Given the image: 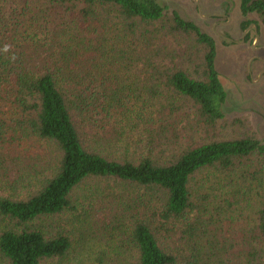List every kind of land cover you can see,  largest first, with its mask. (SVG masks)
Listing matches in <instances>:
<instances>
[{
	"label": "trees",
	"instance_id": "1",
	"mask_svg": "<svg viewBox=\"0 0 264 264\" xmlns=\"http://www.w3.org/2000/svg\"><path fill=\"white\" fill-rule=\"evenodd\" d=\"M240 2L243 17L256 14L264 27V0ZM19 13L20 18L31 14L38 21L49 19L51 35L42 55L34 49L25 56L15 41L12 46L9 40L1 43L0 115L3 111L16 116L17 128L54 149L56 156L51 175L28 198H0V216L7 223L0 234V259L5 264H42L66 256L70 239L63 234L48 236L35 222L73 210V197L81 185L107 179L144 189L149 199L140 205L155 200L150 218L139 206L126 210L135 217L129 238L136 264H180L179 255L161 245L158 236L173 219H185L190 213L194 176L208 169L231 174L253 158L264 166V143L254 136L185 148L184 134L171 120L179 109L166 105L168 94L159 82L164 92L192 103L199 124L213 128L223 120L227 94L215 65L214 39L157 0H0V27L5 31L13 24L20 27ZM249 23L245 20L242 28ZM110 31L126 48L119 59L120 51L107 46ZM169 39L178 45L185 42L186 49L178 52ZM183 58L193 63H179ZM115 63H128L129 69L134 66L145 76L144 90L127 89L139 98L144 92L143 108L134 114L144 126L140 142L151 156L137 161L109 159L85 145L84 128L100 143L121 141L108 133L102 119L124 111L121 97L126 89L110 76ZM196 63L190 72L186 65ZM258 213V230L264 235V200ZM189 227L194 234L187 245L201 258L193 260L192 255L185 264H210L209 251L216 244L210 232L202 226ZM243 254L246 264H264L256 252Z\"/></svg>",
	"mask_w": 264,
	"mask_h": 264
},
{
	"label": "rangeland",
	"instance_id": "2",
	"mask_svg": "<svg viewBox=\"0 0 264 264\" xmlns=\"http://www.w3.org/2000/svg\"><path fill=\"white\" fill-rule=\"evenodd\" d=\"M157 1L168 12L179 13L214 39L217 48L215 65L227 94L223 120L208 128L198 123L192 103L164 92L162 84L158 83L162 92L168 94L166 105L178 106L179 111L171 116V120L177 131L184 134L182 146L187 148L189 145L249 136L264 143V27L259 17L251 14L244 18L240 0ZM18 18L22 21L20 27L13 24L7 31L0 27V45L2 42L7 44L9 40L12 46V41H15L17 49H22L25 56L34 49H38L40 55L44 54V44L51 35L49 19L38 21L31 14L20 18V13ZM245 20L257 25L258 40H255L251 29L245 32L242 28ZM112 32L107 36V46L110 50L120 51L119 59L125 56L126 48ZM243 39L246 40L244 43ZM171 40L169 45L178 46V52L186 49L185 42L178 45L175 39ZM256 56L262 61H256ZM183 60L178 62L193 63ZM114 65L116 67L110 76L118 87L126 89L121 97L124 111L118 112L115 118L102 116V119L107 122L108 133L121 138V141L108 143L101 140L100 143L93 132L84 128L85 145L99 150L109 159L130 157L137 161L151 156L140 142L144 126L134 114L143 108L144 92L139 98L135 91L131 93L127 89L144 90L145 76L134 66L129 69L128 63ZM197 66L198 63L186 65L190 72H194ZM3 113L0 115V198L24 200L39 188L40 181L51 175L56 153L18 129L16 116ZM190 192L193 205L190 213L185 219H173L158 236L161 245L179 255L180 264H185L192 255L195 257L193 260L201 258L199 253H192L187 245L194 234V228L189 225L195 228L202 226L210 232V239L215 241L213 251H209L210 264H246L244 251L256 252L255 257L264 261V235L258 230V212L264 200V166L258 159L246 161L231 174L215 169L204 170L192 179ZM130 199H135L134 205L129 204ZM144 199H149L147 192L130 184L107 179L85 182L73 197V210L35 222L36 227L48 236L63 234L71 241L66 256L42 264H136L131 257L136 255V250L129 238L135 217L133 213L127 214L126 210L130 206H139L150 218L155 200L140 205ZM6 224L0 216V234ZM0 264L5 263L0 259Z\"/></svg>",
	"mask_w": 264,
	"mask_h": 264
},
{
	"label": "flooded vegetation",
	"instance_id": "3",
	"mask_svg": "<svg viewBox=\"0 0 264 264\" xmlns=\"http://www.w3.org/2000/svg\"><path fill=\"white\" fill-rule=\"evenodd\" d=\"M220 23H226V22H220ZM249 29H251L253 31L255 40H258V33H257V29L258 28H257V25L254 24L253 22H250L248 24L247 28L244 29V30H245V32H247V30H249ZM245 39H243V42L242 41L241 42L244 43L246 41ZM260 48L261 47H259L258 49H260ZM254 58H255L256 61H262V60L264 61V59H262L261 57H258V56L254 57Z\"/></svg>",
	"mask_w": 264,
	"mask_h": 264
},
{
	"label": "clouds",
	"instance_id": "4",
	"mask_svg": "<svg viewBox=\"0 0 264 264\" xmlns=\"http://www.w3.org/2000/svg\"><path fill=\"white\" fill-rule=\"evenodd\" d=\"M5 51H7V46H5Z\"/></svg>",
	"mask_w": 264,
	"mask_h": 264
}]
</instances>
